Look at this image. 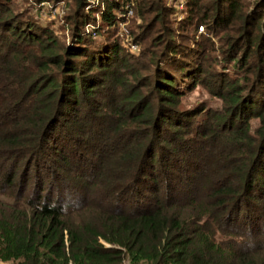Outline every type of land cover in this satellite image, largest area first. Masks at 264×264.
<instances>
[{"label":"trees","instance_id":"trees-1","mask_svg":"<svg viewBox=\"0 0 264 264\" xmlns=\"http://www.w3.org/2000/svg\"><path fill=\"white\" fill-rule=\"evenodd\" d=\"M69 1V46L0 2V261L264 264V0H186L189 47L164 0ZM126 6L149 20L138 57L108 34ZM181 84L218 109L181 112ZM97 127L120 144L92 164L78 141Z\"/></svg>","mask_w":264,"mask_h":264},{"label":"rangeland","instance_id":"rangeland-1","mask_svg":"<svg viewBox=\"0 0 264 264\" xmlns=\"http://www.w3.org/2000/svg\"><path fill=\"white\" fill-rule=\"evenodd\" d=\"M116 1H120V0H116ZM185 1L186 0H164L163 1V5L167 9L169 8L172 9L171 11L172 14L168 17V20H167L168 21L167 26L170 29L180 34V36L182 37V39L179 38L181 47H186V45L188 47L191 46L192 39L197 37V36H194L195 32L192 26L186 28L183 31V33H181L177 28L178 25L182 24V21L185 17V14H184ZM0 2L2 4H5L7 6V9H10L11 11H13L15 14H18L19 16L21 13L22 15H24V18L30 17L33 19H37V22L39 25L49 27V29H51V31L53 32V35L59 38V40H61L62 43L68 46L70 45L71 32H70L69 26L67 25V20H68L67 17L70 15V10H69L70 1L69 0H57V1H53V0H43V1H39V0H0ZM87 2L89 3V5L93 6V9H96L97 6L102 7L101 0H87ZM90 8L91 7H87L85 8V10L89 11ZM115 14H116V24L114 25L113 28L109 29V33H108L112 37L111 40L118 42L120 46L122 47V49L124 50V52L129 53L133 55L134 57H138L139 53L141 52L140 51L141 47L140 45L138 46V44L136 43L134 36L142 33L141 27H143L146 24H149L148 23L149 20H147V23L145 24L144 21L136 19L135 11L133 9H131L130 12H127V13L125 12L123 14H119L117 12ZM151 16L152 15L147 16V18L145 19H148ZM93 17L95 18L96 23L95 25L87 24L84 27L85 33H88L91 29L95 30L100 27L101 25L100 17L97 14H93ZM121 18L123 19L122 22L119 20ZM101 27H103V29L104 28L106 29V27L103 25ZM138 27H140L141 29H139ZM197 30H198V33H200L199 28ZM152 33H158V26L155 28V31H153ZM214 42L216 43V40ZM215 47L218 48L217 43L215 44ZM140 73L143 76H147L150 72H147L146 70H142L140 71ZM180 91L185 94V100L179 104V109L181 112H185L187 110L189 111V110H192V108H196V107H202L203 105L210 107V109H218L217 108L218 106L216 104L218 102L216 101V99L210 98L200 88H195L192 92L188 93L186 90V86L181 84ZM255 124L256 122L252 121L251 125L253 127L255 126ZM92 132L95 134L93 135V138H90L89 133L88 134L84 133V134H81L82 138L80 141H78L79 142L78 143V154L80 156H83L87 162H90L92 164L94 163V155H95L94 153H96L97 155L98 154L102 155V156L108 155L107 158H110V156H116L118 154L116 150H118L119 148L120 140L117 137H114V138L106 137L101 131V127L95 128V130H93ZM191 133L193 132H190V133L188 132V135H186L185 138L188 139L192 137V139H194V142H195L196 136H192L193 134L191 135ZM112 138L113 140L118 141L116 145L112 144V141H113ZM196 143H198V140ZM70 146H71V143L68 146H66V148ZM90 146L93 147V152L90 151ZM192 148L193 149L190 150L189 152V153H192V157H189V160L191 159L194 160L196 162V165L200 166L201 163H203L202 160L200 161V158H199L201 153L196 148H194V146ZM30 158L31 157H27V159H25L23 163L21 162L19 164V169L17 170L15 174V177L17 178V180L20 179V177L23 175L24 168L28 166V161H30ZM26 162H27V165H26ZM0 164L6 165L7 163L6 161L1 160ZM33 164L29 165L30 168H28V170L33 169V167H31V165ZM53 166L54 168L57 167L56 164L55 165L53 164ZM92 168L94 170L93 172L95 173L96 169L93 166ZM72 170H74L73 172H74L75 177L76 175L77 176L81 175L83 176V178L87 180H92L93 178L92 170L89 173L87 168L81 167L79 169H72ZM189 170L186 172V174H190L191 170L190 171ZM27 173L28 172H26L25 178L27 176ZM123 174L121 175V177L123 176ZM105 177L106 176L104 175L103 178ZM29 183H31V181ZM31 190H32V185H29L27 189H25L24 196H26L27 198L30 197ZM16 192H17V187L14 188L12 193H16ZM98 193H100V195H104V191L99 190ZM197 194L199 196L202 195L200 193H197ZM0 199H6V197L2 198V196H0ZM0 264H9V263H4L0 261ZM123 264H128V262L124 261Z\"/></svg>","mask_w":264,"mask_h":264},{"label":"built area","instance_id":"built-area-1","mask_svg":"<svg viewBox=\"0 0 264 264\" xmlns=\"http://www.w3.org/2000/svg\"><path fill=\"white\" fill-rule=\"evenodd\" d=\"M125 11H126V13H127V12H130V9H129V7H128V6H126V7H125ZM201 31H202V28H201V27H199V32H201Z\"/></svg>","mask_w":264,"mask_h":264}]
</instances>
